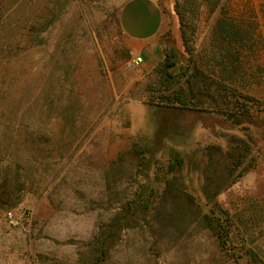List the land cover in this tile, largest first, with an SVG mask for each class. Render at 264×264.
I'll use <instances>...</instances> for the list:
<instances>
[{
    "label": "rangeland",
    "instance_id": "374dc122",
    "mask_svg": "<svg viewBox=\"0 0 264 264\" xmlns=\"http://www.w3.org/2000/svg\"><path fill=\"white\" fill-rule=\"evenodd\" d=\"M127 1L0 0V264L264 261V0H159L160 43L183 67L220 71L221 16L253 34L241 84L254 99L220 110L168 106L158 66L129 67ZM235 146L247 170L215 196L207 150ZM203 215L230 231L226 250Z\"/></svg>",
    "mask_w": 264,
    "mask_h": 264
},
{
    "label": "trees",
    "instance_id": "16d2710c",
    "mask_svg": "<svg viewBox=\"0 0 264 264\" xmlns=\"http://www.w3.org/2000/svg\"><path fill=\"white\" fill-rule=\"evenodd\" d=\"M202 1L203 4L205 1L217 5L226 3L223 0ZM188 5L193 4H186L185 7L177 9L182 25L186 24V13L189 12ZM214 32L219 40L217 47L219 52L214 54L212 59L214 64L220 67L219 72L200 66L197 60H191L186 67H183L179 65L180 57L175 47L164 49L165 57L156 69L157 79L154 82V89L163 93L160 96L161 102L168 106L186 108L204 106L206 101H210L213 109L220 110V108L230 107L232 99L237 100L238 97H246L249 101H253L254 98L250 96L254 92L252 86L243 87L241 84L243 75L246 74L242 64L246 61L248 52L253 50L251 46L253 34L246 32L242 25L230 16L219 17ZM183 41L185 47H189L190 40H188L186 32H183ZM187 52L192 54L190 50ZM229 63L237 66H232L229 70ZM254 76V72L248 74L249 79H253ZM205 99L207 100L205 101ZM232 150L225 152L217 147L207 150V167H214L217 179V183L214 182L216 192L213 195L215 196L226 187L235 184L247 170V166L243 167L246 156L234 153L239 150L238 146L233 147ZM182 164V158L176 154L175 162L172 163L171 167L178 169ZM205 194L210 197L208 183L205 186ZM189 203L195 206L194 200H190ZM202 219L205 227L217 238L220 248L226 250L231 241L230 231L220 224L219 219H216L215 222L208 215H203ZM249 252L251 259L248 260L247 264H264V261L260 260L257 254L253 251Z\"/></svg>",
    "mask_w": 264,
    "mask_h": 264
},
{
    "label": "crops",
    "instance_id": "0c3cea01",
    "mask_svg": "<svg viewBox=\"0 0 264 264\" xmlns=\"http://www.w3.org/2000/svg\"><path fill=\"white\" fill-rule=\"evenodd\" d=\"M120 24L128 40L129 48L142 66L153 69L164 59L160 34L164 25V13L159 0H129L120 12Z\"/></svg>",
    "mask_w": 264,
    "mask_h": 264
},
{
    "label": "built area",
    "instance_id": "2783aa9c",
    "mask_svg": "<svg viewBox=\"0 0 264 264\" xmlns=\"http://www.w3.org/2000/svg\"><path fill=\"white\" fill-rule=\"evenodd\" d=\"M131 55H132V58L128 63L129 67H135L139 65L141 63L139 58L133 52H131Z\"/></svg>",
    "mask_w": 264,
    "mask_h": 264
}]
</instances>
